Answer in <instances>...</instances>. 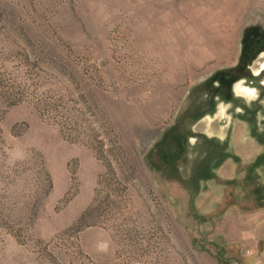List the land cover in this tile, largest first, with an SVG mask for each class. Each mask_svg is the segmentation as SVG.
I'll list each match as a JSON object with an SVG mask.
<instances>
[{"label": "rangeland", "instance_id": "1", "mask_svg": "<svg viewBox=\"0 0 264 264\" xmlns=\"http://www.w3.org/2000/svg\"><path fill=\"white\" fill-rule=\"evenodd\" d=\"M258 257L264 0H0V264Z\"/></svg>", "mask_w": 264, "mask_h": 264}, {"label": "built area", "instance_id": "2", "mask_svg": "<svg viewBox=\"0 0 264 264\" xmlns=\"http://www.w3.org/2000/svg\"><path fill=\"white\" fill-rule=\"evenodd\" d=\"M247 254L249 255L250 252H247ZM253 264H264V259L258 257V258H256V259L254 260Z\"/></svg>", "mask_w": 264, "mask_h": 264}]
</instances>
